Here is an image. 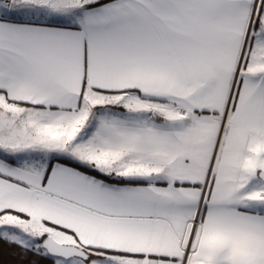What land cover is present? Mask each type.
<instances>
[{
  "label": "snow or ice",
  "instance_id": "6c2138e0",
  "mask_svg": "<svg viewBox=\"0 0 264 264\" xmlns=\"http://www.w3.org/2000/svg\"><path fill=\"white\" fill-rule=\"evenodd\" d=\"M0 264H264V0H0Z\"/></svg>",
  "mask_w": 264,
  "mask_h": 264
}]
</instances>
